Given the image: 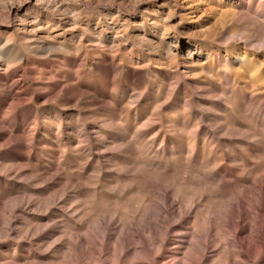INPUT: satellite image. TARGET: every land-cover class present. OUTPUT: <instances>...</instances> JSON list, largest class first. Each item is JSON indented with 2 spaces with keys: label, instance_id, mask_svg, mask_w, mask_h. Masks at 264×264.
<instances>
[{
  "label": "rangeland",
  "instance_id": "rangeland-1",
  "mask_svg": "<svg viewBox=\"0 0 264 264\" xmlns=\"http://www.w3.org/2000/svg\"><path fill=\"white\" fill-rule=\"evenodd\" d=\"M9 38L25 56L21 91L54 80L98 92L65 105L63 91L46 110L29 100L18 128L1 125L0 264H92L86 232L101 220L113 235L152 224L151 248L167 245L151 264H172L173 241L186 248L196 232L210 233L207 264H264L231 238L236 223L249 240L264 204V0H0V46ZM35 39L86 55L81 75L69 79ZM0 64V78L17 68ZM58 110L61 127L50 119L47 141L30 146L44 134L33 116ZM134 243L127 261L139 263ZM114 249L105 243L111 264Z\"/></svg>",
  "mask_w": 264,
  "mask_h": 264
},
{
  "label": "bare ground",
  "instance_id": "bare-ground-1",
  "mask_svg": "<svg viewBox=\"0 0 264 264\" xmlns=\"http://www.w3.org/2000/svg\"><path fill=\"white\" fill-rule=\"evenodd\" d=\"M9 39H6V41H4L5 43H3L2 46H0V60H2L3 63L6 64L5 70H9L10 66L12 65H16L17 68L11 71L9 74L4 75L0 78V80L2 81L0 83V112L4 113L0 115V118L2 119V122H0V128H1V125H3V123L6 124L9 122H15L14 127L18 128L17 126H19L20 124H16V122L21 123L20 114L23 112V110L27 108V102L29 100H37V104H39L42 109L46 110L47 107H45L46 106L45 104L53 102L63 91L65 92L67 96L69 95L72 96L71 98H67L65 100V103H64L65 105L70 104L73 100L82 99L83 96L90 93L89 91H93V92L97 91V88L91 85V83H89L90 86L86 88V90H78L76 87H72L69 89H62L60 86L57 85L58 82H55L54 80L48 83H44L42 85L40 84L39 85L40 87L37 89L28 88L27 90L21 91V88L19 86L20 84H23V87L24 86L26 87V85L29 84V77L25 71V68L23 67L25 56L21 52H16L15 50L10 51V49L7 48V45L12 41V38L10 40ZM30 46H33L35 51L44 53L49 61H51L50 59H53L55 62L59 63L61 65L59 68L60 69L62 68L61 72L66 74L69 79H71V77H73L74 75H78V76L81 75V71L83 67L86 65V55L83 56L81 59H79L76 54H75V57L73 56L74 58H67L65 55H63L62 52H64V50L67 49L66 47L65 48L59 47V49L55 48L54 50L49 46L48 43L42 40H38V39H35V41H33L30 44ZM65 53L67 54V52ZM91 54L93 55V53ZM94 55H97L100 58L104 57V55L100 51H94ZM140 64L141 63L139 61L132 63L133 66L138 67V68L140 67ZM1 66L2 65L0 64V67ZM46 68L48 67L46 66ZM52 70L54 71L53 68ZM12 76L18 77L19 81L18 80H17L18 82L15 81L18 85L14 86L13 85L14 83L11 86L8 85L9 78ZM137 76H133V77H137ZM15 89H17V91L20 90L19 91L20 93L15 91ZM64 114H65L64 110H58L57 112L49 113L48 115L49 117H47L46 118L47 120H45L46 122H42V120H40L37 116H33V121H32L33 124L37 125V122L42 124L44 134L39 132L37 135H34L30 139L31 140L30 146H33L34 143L38 142L41 137H43L45 139L44 142H46L47 141L46 135L50 134L51 125H52V124L49 125L47 122H49V120L51 119L52 121L57 122V124H59V126L61 127L62 118H63L62 116ZM7 116L9 118H7ZM1 132H4V131H1ZM2 136L4 135L0 133V137ZM3 139L5 138H2V140ZM2 140L0 138V141ZM9 142H10V139L7 140V143ZM15 142L17 143L18 146L21 145V142H19V140L15 139ZM0 167L2 166L0 165ZM5 168L8 169L7 166H5ZM11 170L12 169H8L7 171L11 172ZM253 208L256 211L257 224H256L255 229L253 228L254 229L253 233L249 235L248 241L238 240L237 237L239 233H242V230L239 228L238 224L233 223L232 225L233 237L231 238H233V242L234 244H236L237 248L242 250L240 252L242 258L247 257L251 249H253L255 253L257 254V256L255 255V257H258L259 255H264V228L260 227V223H261L260 221L263 220L262 217H264V204L255 203ZM239 215H237V217H240ZM230 223L232 222L230 221ZM164 224H165L164 225L165 227L163 228V231H164L163 233H164V236H167L170 233L168 230L169 218H165ZM151 225L143 226L142 230H135L134 228H131V227L121 228L120 230L117 229L119 232L116 235H113L111 234L109 230V222L106 220H101L99 222V228H98L99 230L96 229V232H92V230L86 232V263L92 262V264H111L109 261L107 262V260L104 259L106 242H113V245L116 248L113 250L114 254L112 255V257L114 258V264H151L153 263V261H155L154 250L157 249V252L159 250H163L166 247L167 242L163 239V237H161V239L157 241L156 248L155 247H154L155 249H152L153 247L151 248L150 239L148 238L147 235H145L147 232L155 231V229ZM43 233L44 231H41L38 233L35 232V236L38 239V236L41 237ZM209 234L208 233L202 234L200 232H196L194 237L192 236L193 239L196 240L195 243L193 241V243L188 244L189 246L186 248L180 246V245H184L180 241L179 242L173 241L172 243L173 247L168 250V255H169L168 258L171 260L170 263L172 264H207L209 260L207 252L210 249L209 243L211 241ZM180 238L182 237L180 236ZM133 243L135 244V250L143 253L146 256L144 261H141L139 263L135 261L134 262L127 261V257L129 256V253H130L128 249H129V246L132 245ZM199 244H201V247L199 246ZM182 250H185V252L181 253ZM41 257L44 258V256H41ZM41 257L39 256V258ZM241 257H238V258H241ZM211 264H236V262L234 259H229L223 262L213 261Z\"/></svg>",
  "mask_w": 264,
  "mask_h": 264
}]
</instances>
